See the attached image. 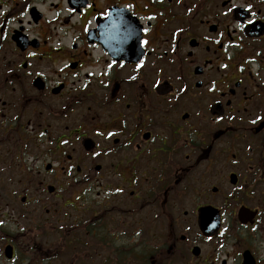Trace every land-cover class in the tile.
<instances>
[{"label": "flooded vegetation", "instance_id": "af4514ba", "mask_svg": "<svg viewBox=\"0 0 264 264\" xmlns=\"http://www.w3.org/2000/svg\"><path fill=\"white\" fill-rule=\"evenodd\" d=\"M257 117L264 0H0V264H264Z\"/></svg>", "mask_w": 264, "mask_h": 264}, {"label": "snow or ice", "instance_id": "6c2138e0", "mask_svg": "<svg viewBox=\"0 0 264 264\" xmlns=\"http://www.w3.org/2000/svg\"><path fill=\"white\" fill-rule=\"evenodd\" d=\"M249 8H251V5H249ZM259 119H264V118H261V117H257V120ZM256 121H253V123H255ZM109 135H112V133H109ZM94 155H98V153H94ZM5 222L3 220H0V225L4 224Z\"/></svg>", "mask_w": 264, "mask_h": 264}]
</instances>
